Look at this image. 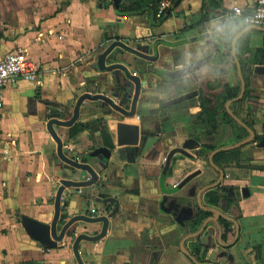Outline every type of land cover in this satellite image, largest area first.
I'll use <instances>...</instances> for the list:
<instances>
[{"label": "crops", "instance_id": "crops-1", "mask_svg": "<svg viewBox=\"0 0 264 264\" xmlns=\"http://www.w3.org/2000/svg\"><path fill=\"white\" fill-rule=\"evenodd\" d=\"M219 3L224 14L256 0ZM201 5L181 0L156 23L113 0H0V59L20 48L40 67L2 92L0 264H79L74 241L100 233L98 217L105 233L78 242L84 264H199L185 250L195 233L202 262L264 264V31L220 14L199 23ZM214 24L234 33L230 47ZM242 69L247 85L225 103L233 120L213 129L199 92L214 101ZM49 121L93 181L68 183L92 176L58 154ZM120 123L137 126L135 143L118 140ZM60 186L57 234L74 220L48 248L20 218L51 224ZM219 214L234 222L220 230Z\"/></svg>", "mask_w": 264, "mask_h": 264}, {"label": "trees", "instance_id": "trees-1", "mask_svg": "<svg viewBox=\"0 0 264 264\" xmlns=\"http://www.w3.org/2000/svg\"><path fill=\"white\" fill-rule=\"evenodd\" d=\"M161 0H125L121 1L119 5H115L114 7L118 14L120 15H129L134 13H140L144 12L146 10H151L153 14L154 21L156 23H161L165 18H167L169 15H171L174 12V9L176 8V5L174 6V2L176 0H169L170 5L164 9L161 13L158 14V5ZM220 0H202L201 5V18L199 20V23L209 21L213 17L219 15L222 13L220 9ZM234 36V33L232 31L224 33L221 32L222 37V43H224L225 46L231 45L232 37ZM238 56V54H237ZM239 59V56H238ZM255 62L256 63H264V46L262 48H259L257 50L256 56H255ZM248 78L245 73H243L240 77V81L235 86H224L222 88V92H225V95L222 96V93L219 96V93L215 96L214 95V101L211 100L209 96L203 95V92H199L200 101H201V108L206 111L208 115V121L212 125L213 129H215L218 125V123L222 121L227 120H233L232 116L229 113V110H227L225 103L228 99H234L238 96L241 90V86L247 85ZM246 94V90L243 93ZM216 103V104H215ZM248 125V124H247ZM248 134V133H247ZM216 145H209L206 147V149H203V153L200 154L202 156H205L208 159L209 153L211 150L215 149ZM224 151V150H222ZM219 151V152H222ZM212 160L214 163H216L218 166L219 164L215 161V156L213 155ZM214 215L213 212H204V217ZM218 222V228L221 230V224L222 226H226L228 224V221L233 223L234 220L231 218H228L224 214H219L216 218H214ZM223 237V235L220 233V239ZM236 234L234 235L233 241L236 239ZM191 242L189 247L186 246L185 250L187 254L190 256V258L199 264H213V262L205 261L202 262V257L200 256V244L198 242V233L190 235L188 238ZM229 244V243H228Z\"/></svg>", "mask_w": 264, "mask_h": 264}, {"label": "water", "instance_id": "water-1", "mask_svg": "<svg viewBox=\"0 0 264 264\" xmlns=\"http://www.w3.org/2000/svg\"><path fill=\"white\" fill-rule=\"evenodd\" d=\"M181 0H176L174 2V6L177 5ZM115 5H119L121 0H113ZM257 28V27H255ZM264 31V29L262 28H258ZM215 45L217 47V42H215ZM103 64V56L100 57L99 59V66H102ZM75 113H77V109L75 110ZM71 122V120L63 122L65 124H69ZM52 121L48 122V129L50 130L53 138L56 140L57 142V152L58 154L67 162L80 167V168H85L87 169L91 176L92 179L86 182H68L71 183L73 185H78V184H82V183H88L93 181L96 178V174L95 172L92 170V168L85 163H80V162H76L74 160H71L67 157H65L62 153V143L61 140L59 139V137L56 135L54 129L51 126ZM137 134H138V129L136 125H132V124H127V123H120L118 126V140L120 142L123 143H135L136 139H137ZM63 186H60L57 194H56V200H55V212H54V217L52 219L51 224H46L43 222H40L36 219H33L29 216H21V223L24 227V229L26 230V232L29 234L30 237L38 240L43 246L51 248V247H55L57 245V242L59 240H61L65 234V230L66 228L70 225V223L74 220L71 219L69 221H67V223L63 226V228L61 229L60 233L57 234L56 232V222L59 216V210H60V198H61V192H62ZM76 218H83V219H88L86 216L82 215V216H76ZM89 219H98V220H103V227H102V231L94 236H88L86 234H79L73 244V250H74V254L77 258V261L79 264H84L82 261V258L78 252V242L80 239L85 238V239H90V240H95L99 237H101L106 230V224H107V219L105 217H98V218H89Z\"/></svg>", "mask_w": 264, "mask_h": 264}, {"label": "built area", "instance_id": "built-area-1", "mask_svg": "<svg viewBox=\"0 0 264 264\" xmlns=\"http://www.w3.org/2000/svg\"><path fill=\"white\" fill-rule=\"evenodd\" d=\"M169 5V0H161L158 5V14ZM225 15L230 19L239 18L245 25H247L246 21H251L255 27L264 29V0H256L249 9L234 4L228 12L220 14L221 17ZM39 70V64L31 60L26 51L20 48L6 53L0 59V110L4 106L2 92L6 84L18 78L32 80L36 78Z\"/></svg>", "mask_w": 264, "mask_h": 264}, {"label": "clouds", "instance_id": "clouds-1", "mask_svg": "<svg viewBox=\"0 0 264 264\" xmlns=\"http://www.w3.org/2000/svg\"><path fill=\"white\" fill-rule=\"evenodd\" d=\"M246 24H247L246 30H251L253 27H255V25L251 21H246ZM213 27H215L217 32L223 31V26L214 24Z\"/></svg>", "mask_w": 264, "mask_h": 264}, {"label": "rangeland", "instance_id": "rangeland-1", "mask_svg": "<svg viewBox=\"0 0 264 264\" xmlns=\"http://www.w3.org/2000/svg\"><path fill=\"white\" fill-rule=\"evenodd\" d=\"M7 91H8V89L5 90V94H6V95H7Z\"/></svg>", "mask_w": 264, "mask_h": 264}]
</instances>
